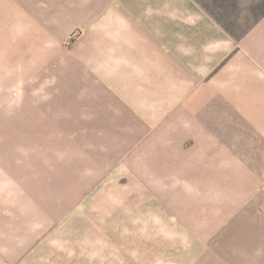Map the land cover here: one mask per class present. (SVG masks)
<instances>
[{"label": "crops", "instance_id": "1", "mask_svg": "<svg viewBox=\"0 0 264 264\" xmlns=\"http://www.w3.org/2000/svg\"><path fill=\"white\" fill-rule=\"evenodd\" d=\"M91 33L73 166L0 189V264H228L210 241L261 193L264 19L237 45L195 0H118Z\"/></svg>", "mask_w": 264, "mask_h": 264}, {"label": "rangeland", "instance_id": "2", "mask_svg": "<svg viewBox=\"0 0 264 264\" xmlns=\"http://www.w3.org/2000/svg\"><path fill=\"white\" fill-rule=\"evenodd\" d=\"M117 1L0 0L3 199L11 201L10 189L36 190L42 188L41 177L61 181L70 173L73 164L67 157L75 154L83 133L60 132L74 124L66 123L61 114L74 112L77 77L91 76V31L107 19L109 6ZM195 1L233 35L237 45L264 19V0ZM13 174L20 178L13 180ZM261 177L260 195L249 197L245 208L226 216L210 241V247L223 253L228 264H264V172ZM107 178L86 199L104 187L113 192ZM119 183L125 189L141 191V196L150 187L144 183L139 188L127 178ZM116 200L122 203L124 196L116 193ZM145 203L153 204L147 198Z\"/></svg>", "mask_w": 264, "mask_h": 264}]
</instances>
